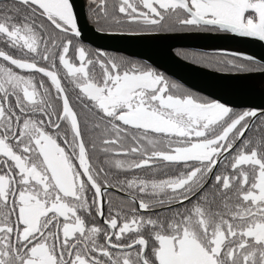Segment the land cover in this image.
Masks as SVG:
<instances>
[{
  "label": "snow or ice",
  "instance_id": "obj_1",
  "mask_svg": "<svg viewBox=\"0 0 264 264\" xmlns=\"http://www.w3.org/2000/svg\"><path fill=\"white\" fill-rule=\"evenodd\" d=\"M88 32L264 45V0H0V264H264V101ZM173 55L264 76L245 51Z\"/></svg>",
  "mask_w": 264,
  "mask_h": 264
},
{
  "label": "water",
  "instance_id": "obj_2",
  "mask_svg": "<svg viewBox=\"0 0 264 264\" xmlns=\"http://www.w3.org/2000/svg\"><path fill=\"white\" fill-rule=\"evenodd\" d=\"M83 3V0H80ZM88 42L96 46L125 49L127 54L150 58L157 67L176 81L207 95L224 97L236 103L257 104L264 101V76H228L199 67L189 60L173 55V50H203L225 48L245 51L257 57L264 56V45L245 39H233L208 34H187L169 39H143L120 41L98 38L94 33H86Z\"/></svg>",
  "mask_w": 264,
  "mask_h": 264
},
{
  "label": "flooded vegetation",
  "instance_id": "obj_3",
  "mask_svg": "<svg viewBox=\"0 0 264 264\" xmlns=\"http://www.w3.org/2000/svg\"><path fill=\"white\" fill-rule=\"evenodd\" d=\"M176 50H187V51H192V50H189V49H182V48H180V49H176ZM190 61V60H189ZM166 75H168V74H166ZM169 76V75H168ZM171 77V76H170ZM172 78V77H171ZM175 80V79H174Z\"/></svg>",
  "mask_w": 264,
  "mask_h": 264
}]
</instances>
